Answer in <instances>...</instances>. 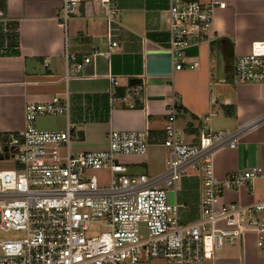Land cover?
<instances>
[{"label": "crops", "instance_id": "0c3cea01", "mask_svg": "<svg viewBox=\"0 0 264 264\" xmlns=\"http://www.w3.org/2000/svg\"><path fill=\"white\" fill-rule=\"evenodd\" d=\"M193 1L207 5L212 0ZM215 1L224 6L213 10L207 40L187 48L185 63L177 70L167 51L169 0H111L112 35L118 47L108 57L93 58L95 50L106 51L109 13L100 0H82L66 26L59 19L62 0H0V155L15 156L25 105L57 97L67 104V113L37 117L38 130L62 132L72 125L77 136L69 146L72 154L107 150L111 131H146V154L121 156L118 161L130 176L155 177L164 170L163 129L167 108L174 102L175 126L186 144H196L202 128L235 131L256 121L233 149L214 154L213 170L217 180L253 167L264 175V85L240 84L232 76L217 80L215 68L218 51L231 54L233 60L249 53L252 43L264 41V0ZM86 57L91 63L76 71ZM192 63L197 66L190 69ZM224 73L230 74L229 69ZM107 75L118 83L112 101ZM103 173V180L95 173L101 186L109 177ZM262 183L264 177L225 191L221 202L262 201L264 193L257 190ZM201 191L200 177L190 174L168 192L169 203L181 206V224L198 218ZM203 264H264V257L256 251L254 236L246 235Z\"/></svg>", "mask_w": 264, "mask_h": 264}, {"label": "built area", "instance_id": "2783aa9c", "mask_svg": "<svg viewBox=\"0 0 264 264\" xmlns=\"http://www.w3.org/2000/svg\"><path fill=\"white\" fill-rule=\"evenodd\" d=\"M81 2L62 0V26ZM100 3L109 13L103 40L106 51L95 50L92 58L108 57L118 47L111 27L115 23L113 3ZM223 6L215 0L207 5L169 0L167 51L175 69L185 63L187 48L207 40L213 10ZM92 58H84L76 71ZM196 66L192 63L189 68ZM107 78L112 101L118 83L111 75ZM232 78L240 84L264 85V41L252 43L249 53L233 58ZM118 99L125 102L124 97ZM176 112L173 102L167 108L163 129L162 147L167 152L164 170L148 177L128 175L118 161L121 156L146 154V131H111L107 150L72 154L69 146L77 139L72 125L62 132L35 127L37 117L66 114L67 104L57 97L47 103L26 104L14 168L0 170V231L20 236L0 240V264H140L150 260L203 264L246 235L254 236L256 251L264 257V200L250 205L221 202L225 191H237L263 178L261 168L231 173L223 180H217L213 170L214 154L233 149L257 122H248L235 131L213 133L202 128L197 143L186 144L175 126ZM97 171L108 172L106 185L98 184ZM190 174L200 177L202 191L198 218L183 225L178 216L181 206L169 203L168 192L176 190L179 180Z\"/></svg>", "mask_w": 264, "mask_h": 264}, {"label": "rangeland", "instance_id": "374dc122", "mask_svg": "<svg viewBox=\"0 0 264 264\" xmlns=\"http://www.w3.org/2000/svg\"><path fill=\"white\" fill-rule=\"evenodd\" d=\"M47 121L51 120V117H45ZM64 152V149H62V153ZM12 155V156H11ZM14 154H1L0 155V170H10L14 168ZM13 159V160H12ZM105 171H97V177H100L102 180L105 179L106 175L103 173ZM106 181V180H105ZM257 190L260 191V193H264V183L260 184L257 187ZM144 232V228H142ZM20 235L12 232V231H0V240H7V239H16ZM127 264V263H125ZM140 264H163L161 261L158 260H150V261H144Z\"/></svg>", "mask_w": 264, "mask_h": 264}, {"label": "water", "instance_id": "95a60500", "mask_svg": "<svg viewBox=\"0 0 264 264\" xmlns=\"http://www.w3.org/2000/svg\"><path fill=\"white\" fill-rule=\"evenodd\" d=\"M225 55L227 57H225ZM230 61H231V54H222L220 51L216 53L215 68H216L217 80H221V79L225 80L226 77L232 76V64L228 63ZM225 69H229L230 74L224 73Z\"/></svg>", "mask_w": 264, "mask_h": 264}, {"label": "flooded vegetation", "instance_id": "af4514ba", "mask_svg": "<svg viewBox=\"0 0 264 264\" xmlns=\"http://www.w3.org/2000/svg\"><path fill=\"white\" fill-rule=\"evenodd\" d=\"M229 64L231 63L232 64V59H231V61L230 62H228Z\"/></svg>", "mask_w": 264, "mask_h": 264}]
</instances>
